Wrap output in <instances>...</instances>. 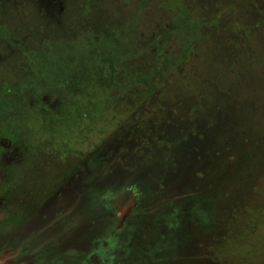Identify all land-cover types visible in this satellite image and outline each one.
Instances as JSON below:
<instances>
[{
	"label": "rangeland",
	"instance_id": "rangeland-1",
	"mask_svg": "<svg viewBox=\"0 0 264 264\" xmlns=\"http://www.w3.org/2000/svg\"><path fill=\"white\" fill-rule=\"evenodd\" d=\"M0 264H264V0H0Z\"/></svg>",
	"mask_w": 264,
	"mask_h": 264
}]
</instances>
